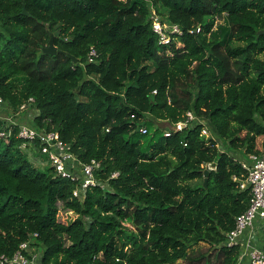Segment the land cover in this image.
Returning <instances> with one entry per match:
<instances>
[{
	"label": "trees",
	"instance_id": "trees-1",
	"mask_svg": "<svg viewBox=\"0 0 264 264\" xmlns=\"http://www.w3.org/2000/svg\"><path fill=\"white\" fill-rule=\"evenodd\" d=\"M152 12L181 34L159 44ZM54 33L57 53H43ZM0 97L11 114L32 98L33 128L97 162L100 182L72 196L80 182L32 165L13 126L0 256L27 243L40 264H236L225 234L250 196L234 178L264 151V0H0ZM187 112L182 130L160 126Z\"/></svg>",
	"mask_w": 264,
	"mask_h": 264
},
{
	"label": "built area",
	"instance_id": "built-area-1",
	"mask_svg": "<svg viewBox=\"0 0 264 264\" xmlns=\"http://www.w3.org/2000/svg\"><path fill=\"white\" fill-rule=\"evenodd\" d=\"M151 28L158 35L159 44L167 45L173 40V36L177 38L181 34V30L177 25L167 22H161L152 12L150 16ZM196 29L195 32H197ZM90 56H95L94 52H90ZM91 61V59H89ZM34 100L29 98L19 108L17 113H7V104L0 97V122L3 126L0 129V138L7 139L12 135L13 126H17V138L23 141L22 149L26 150V145L34 146L35 151L40 157H45L46 165L52 167L56 176L61 179L80 182L73 190L72 196L78 198L82 191L86 188L100 185V182L94 177V173L99 170V164L92 160L89 164H80L75 156L70 152L69 146L63 143L58 134L54 131L37 130L30 127L24 122L19 123L16 116L22 114H30L31 110H35ZM194 120V116L187 112L183 122L174 124L173 130H182L189 126ZM141 133H146V129H140ZM168 135V134H166ZM29 158L32 155L29 153ZM244 176L234 178L239 184L240 190L249 191V205L245 212L237 216L234 228L225 234V246H239V256L236 264H240L242 260H247L246 264H264V251L257 249L250 237L246 234L251 232L254 225H260L262 228L264 223V151L260 156L250 155L240 161ZM117 173L111 175L116 177ZM250 234V233H249ZM248 234V235H249ZM35 257L31 256L28 251V244L22 243L18 250L11 256L1 255L0 264H34Z\"/></svg>",
	"mask_w": 264,
	"mask_h": 264
},
{
	"label": "rangeland",
	"instance_id": "rangeland-1",
	"mask_svg": "<svg viewBox=\"0 0 264 264\" xmlns=\"http://www.w3.org/2000/svg\"><path fill=\"white\" fill-rule=\"evenodd\" d=\"M224 24V17H219L218 19H217V21H216V33H218L219 34V36H221V38H224L223 37V33L222 32H220V26L221 25H223ZM262 58V57H261ZM34 109V108H33ZM35 114V113H34ZM21 116V115H20ZM19 116V117H20ZM36 115H31V116H29V117H26L25 118V120L26 121H24V124H26V125H28V126H31V127H33L32 126V120H33V118L35 117ZM160 126L162 127V128H170V125H168V124H166V123H161L160 124ZM220 144V143H219ZM23 145V144H22ZM21 145V146H22ZM33 160V161H32ZM42 161L44 162V163H47V160H46V158L45 157H42ZM30 162L32 163V165H34L36 168H39V170H43V168H45L47 165H45V164H42V165H39V164H36V163H34V158H32L31 160H30ZM57 206H58V213H57V219L60 221V222H68V221H70V220H73L75 217L71 214V213H66V212H64V210H62V207H61V202H59L58 204H57ZM256 227L254 226V228L252 229V231L251 232H249L250 234H254V229H255ZM257 249H262L261 247H260V245H254ZM29 253H30V255L31 256H34L35 257V263L34 264H40V259H41V255H42V253H41V251L37 248V247H31L29 250ZM176 264H183V261H179L178 263H176Z\"/></svg>",
	"mask_w": 264,
	"mask_h": 264
},
{
	"label": "crops",
	"instance_id": "crops-1",
	"mask_svg": "<svg viewBox=\"0 0 264 264\" xmlns=\"http://www.w3.org/2000/svg\"><path fill=\"white\" fill-rule=\"evenodd\" d=\"M34 113H35V114H34ZM32 114H33V115H37L38 112H37L36 110H34V111L31 110V111H30V114H22V115L20 116V119L18 120L19 123H20V122H24V121H26L25 118L31 116ZM30 148H31V149H30ZM27 152L30 153V154L32 155V158H34V163L39 164V165L45 164V163L42 161V157H40V156L38 155V153L35 151L34 146H29V147L27 148ZM27 158H28V157H27ZM238 158H239V159L241 158V160H242L244 157H239V156H238ZM28 159H29V161L31 160L30 158H28ZM32 161H33V160H32ZM45 165H46V164H45ZM254 226L256 227V228L254 229V234L252 235V234L247 233L246 236H247V237H250V238L252 239L254 245H260V247L263 248V246H264V232H263V229H262V227H261L260 225H259L258 227H257L256 225H254ZM248 234H249V235H248ZM261 250H262V249H261ZM246 263H247V260L245 259V260H242L240 264H246Z\"/></svg>",
	"mask_w": 264,
	"mask_h": 264
},
{
	"label": "water",
	"instance_id": "water-1",
	"mask_svg": "<svg viewBox=\"0 0 264 264\" xmlns=\"http://www.w3.org/2000/svg\"><path fill=\"white\" fill-rule=\"evenodd\" d=\"M22 14H23V15H27V13H26V11H25L24 9H23V11H22ZM260 33H263V32L261 31ZM57 35H58V33H54V35H51L47 47L43 49V53H46V54H48V55H54V54L57 53V49H56V47H55L54 44H53V36H57ZM59 53L64 54V53L61 52V51H59ZM69 57L71 58V60H72L73 63H76V59H74V58L71 57V56H69ZM170 128H172V127L170 126ZM172 129H173V128H172ZM214 169H215V163H212V164H209V165L207 166V169H206V170H204V173H203V174H204V180H203V186H204V187H206V185H207V178H208L209 172H210L211 170H214Z\"/></svg>",
	"mask_w": 264,
	"mask_h": 264
}]
</instances>
